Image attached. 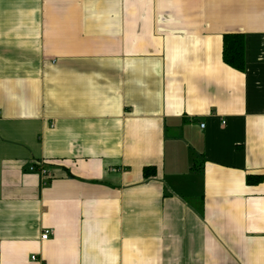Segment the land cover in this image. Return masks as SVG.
I'll use <instances>...</instances> for the list:
<instances>
[{
  "label": "crops",
  "instance_id": "obj_1",
  "mask_svg": "<svg viewBox=\"0 0 264 264\" xmlns=\"http://www.w3.org/2000/svg\"><path fill=\"white\" fill-rule=\"evenodd\" d=\"M0 264H264V0H0Z\"/></svg>",
  "mask_w": 264,
  "mask_h": 264
},
{
  "label": "trees",
  "instance_id": "obj_2",
  "mask_svg": "<svg viewBox=\"0 0 264 264\" xmlns=\"http://www.w3.org/2000/svg\"><path fill=\"white\" fill-rule=\"evenodd\" d=\"M224 61L230 66L243 70L245 67L244 41L241 34H227L224 39ZM149 168L145 174L149 175ZM260 179L256 177V181Z\"/></svg>",
  "mask_w": 264,
  "mask_h": 264
},
{
  "label": "built area",
  "instance_id": "obj_3",
  "mask_svg": "<svg viewBox=\"0 0 264 264\" xmlns=\"http://www.w3.org/2000/svg\"><path fill=\"white\" fill-rule=\"evenodd\" d=\"M31 170H37L43 176L51 177V172L46 167H44L43 163L35 164L34 166L31 167ZM50 233H51L50 230H46L44 232V234L42 235V239H47L49 237ZM33 258H35V257H33Z\"/></svg>",
  "mask_w": 264,
  "mask_h": 264
}]
</instances>
